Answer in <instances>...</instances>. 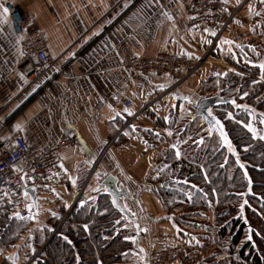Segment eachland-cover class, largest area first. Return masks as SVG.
Here are the masks:
<instances>
[{
    "label": "crops",
    "instance_id": "1",
    "mask_svg": "<svg viewBox=\"0 0 264 264\" xmlns=\"http://www.w3.org/2000/svg\"><path fill=\"white\" fill-rule=\"evenodd\" d=\"M193 1L17 0L26 21L43 31L54 61L36 79L19 71L21 38L0 8V108L20 125L29 150L45 152L62 136L72 142L59 159L67 173L65 209L83 187L87 200L100 194L101 179L108 175L127 189L129 197L123 203L137 222L126 225L132 230L133 246L120 264H148L152 236L178 231L151 183L167 142L151 144L145 135L157 138L170 132L188 105L213 95L205 88L206 81L236 72L226 58L262 64L256 61V47L264 49V0L223 3L222 19L231 13L233 18L212 50V32L186 26V11ZM167 51L201 61L189 76L181 72L183 80L170 93L164 94L171 79L126 67L134 56L153 58ZM125 98L131 101L129 111L114 106ZM207 215L201 221L211 225ZM189 229L198 237L194 241L209 247L207 253L216 260L226 256L215 243L212 227L198 224ZM196 256L202 257V252L188 251L181 264H205Z\"/></svg>",
    "mask_w": 264,
    "mask_h": 264
},
{
    "label": "trees",
    "instance_id": "2",
    "mask_svg": "<svg viewBox=\"0 0 264 264\" xmlns=\"http://www.w3.org/2000/svg\"><path fill=\"white\" fill-rule=\"evenodd\" d=\"M226 61L238 72L231 71L220 78L219 91L225 98L234 97L245 108L235 110L226 105L214 113L225 126L234 156L227 154L216 134L206 137L207 130L199 118L188 116L187 142L179 147V156L169 148L161 151L156 176L151 180L152 190L168 216L185 213L198 221L206 220L210 214L212 224L205 226L213 228L215 243L226 254L219 260L213 255L212 263L264 264V130L258 132L250 127L254 111L246 107L254 103L252 107L261 109L264 115V69L242 65L241 59ZM260 96V102H253ZM201 137L203 142L199 144ZM170 180L174 182L164 186ZM38 209L37 219L33 216L27 221L16 217L0 220V246L4 249L13 246L21 233L31 236L30 248L35 250L23 264L40 249L29 264H120L133 246L132 230L126 226L130 222L122 219L111 207L108 196L101 193L82 207H74L66 218L64 207ZM42 213L48 216L42 227H37L43 221ZM29 222L33 224L28 227ZM174 223L179 236L195 240ZM189 228L186 227L188 231ZM248 228L253 229L251 240Z\"/></svg>",
    "mask_w": 264,
    "mask_h": 264
},
{
    "label": "built area",
    "instance_id": "3",
    "mask_svg": "<svg viewBox=\"0 0 264 264\" xmlns=\"http://www.w3.org/2000/svg\"><path fill=\"white\" fill-rule=\"evenodd\" d=\"M1 2L8 9L7 16L14 34L21 38L23 55L19 71L29 79H36L54 64L45 35L38 26L26 21L17 7V0ZM223 13L225 10L222 0H195L186 11V26L191 31H198L203 27L215 32L210 45L212 50L233 18L231 13L223 20ZM200 63V60L191 61L167 51L153 58L134 56L126 67L133 73H152L171 79L172 85L164 92L167 94L183 80L180 76L182 71H186L189 76L190 71ZM114 104L117 108L128 109L131 101L119 99ZM149 107L150 103H147L145 108ZM195 112L196 105L187 106L188 116ZM16 125L14 118L5 117L4 110L0 108V220L16 217L20 221H27L33 217V208L29 197L24 196L26 187L35 188V196L42 210L63 207L62 191L66 186L67 173L59 167V159L61 151L71 146L72 142L68 136H62L54 147L45 152L29 150ZM84 191L83 187L69 209H65V218L81 201L87 200ZM151 244L148 264H179L188 251L200 253L204 250L203 245L192 239H183L177 233L155 234L151 238ZM36 256L37 254L34 258Z\"/></svg>",
    "mask_w": 264,
    "mask_h": 264
},
{
    "label": "rangeland",
    "instance_id": "4",
    "mask_svg": "<svg viewBox=\"0 0 264 264\" xmlns=\"http://www.w3.org/2000/svg\"><path fill=\"white\" fill-rule=\"evenodd\" d=\"M263 50H264L263 48L260 49L258 46L256 47V61H260V64L262 63V60L264 58V51ZM246 62L248 63V61L245 60V62H243L241 64L247 65V66L248 65L254 66L251 63L247 64ZM237 70H238L237 68L233 69V71L238 72ZM240 74H242V73H240ZM219 80H220V78H218V80L216 78V79H210L209 81H206L207 83H205V88L207 89V91L209 93L210 92L216 93L219 91V89L222 87ZM258 80H261V79L258 78ZM261 100H262V97L260 96L256 99V101H253V102H260ZM253 104L250 103L246 106L249 110L251 109L252 111H254L253 117L251 119H249L250 120V127L255 129L256 131L259 130L258 132H260L261 130L262 131L264 130V124H263L264 115H263V111L261 109L253 108L252 107ZM186 109H187V107L185 108L183 113L179 115L180 117H178V119H179L178 124L175 127L170 126L171 127L170 132L159 133L156 136L157 138H152L150 135L151 133L146 134L145 136L147 138V141H149L151 144H154L158 141L166 140V142H167L166 148L167 149L169 148V150L174 151L173 153L175 155L177 153V151H179V147L181 145L183 146L187 142V139L185 138V133H186V135H188V133L185 131L186 130L185 129L186 122L188 121L187 120L188 114L186 113ZM173 145H175V147H173ZM42 216L43 217L41 218V220H43V221H41V222L39 221L40 223L37 225V227H39V226L42 227L43 222L47 218L48 215L46 213H42ZM169 216L173 219L174 222H176L175 220H178L179 223H177V226L183 230V232H184L183 234H185V235L187 234L190 238L194 237V238L198 239L197 235L194 236V234H192L193 231L192 230L188 231L186 229V227L194 228V227H197L198 224L205 226V224L207 223V222L201 221L204 218H202L201 220L200 219L198 220L201 223L195 221L196 219H194L193 215H191V214L178 213L174 216L173 215H169ZM13 219H16V218H13ZM31 224H33V223L29 222L27 226L29 227ZM207 224H209V223H207ZM55 233H56V231H55ZM195 234H197L196 231H195ZM19 236H20V239L15 243L16 245L14 244L13 246H10L8 250L4 249L5 247L0 246V263L2 261H7L9 264H23L24 260L28 256V254L35 250V249H33L31 251V248H30L31 236L30 235H26V232H24V233H21ZM28 239H29V241H28ZM40 250L38 252H36V254H39ZM202 255H203L202 257L196 256V257H194V259L197 262H199L202 259V262L204 261L205 264H214V262L212 263V260L210 259L212 257L211 254H208L206 250H204V252H202ZM34 256L32 258H34ZM184 264H186V263H184Z\"/></svg>",
    "mask_w": 264,
    "mask_h": 264
},
{
    "label": "water",
    "instance_id": "5",
    "mask_svg": "<svg viewBox=\"0 0 264 264\" xmlns=\"http://www.w3.org/2000/svg\"><path fill=\"white\" fill-rule=\"evenodd\" d=\"M233 101L235 103H233ZM229 105L235 110L242 109V104H237L234 97H223L221 92H216L213 96L202 98L197 103V110L193 115V118L200 119V125L204 126L207 130L206 137H212L213 135H217L220 141L223 143L224 148L226 149L227 154L234 156L233 150H229V143L232 147V142L229 138V135L225 129V126L222 120L215 115L214 110L221 107ZM219 121V123H217ZM223 133V135H222ZM225 137L227 138V142L225 141ZM203 142V138L198 139V143L201 144ZM233 149V147H232ZM174 182V180H170L164 183V186H167L169 183ZM100 186L103 188L101 194L108 196L111 207L119 213L122 219L135 224L137 222L136 218L132 215V213L125 207L123 200L128 199L129 194L127 189L119 184L117 179L108 175L101 179ZM107 189V190H105ZM28 191L29 201L32 204L33 214L35 218H38L39 209L37 204V199L35 196V188L34 187H26L24 189ZM25 196V195H24ZM26 197V196H25ZM113 197L116 199V203L113 204ZM83 204H79V207H82ZM252 228H248V236L251 237ZM251 240V239H250Z\"/></svg>",
    "mask_w": 264,
    "mask_h": 264
},
{
    "label": "snow or ice",
    "instance_id": "6",
    "mask_svg": "<svg viewBox=\"0 0 264 264\" xmlns=\"http://www.w3.org/2000/svg\"><path fill=\"white\" fill-rule=\"evenodd\" d=\"M223 3H227V0H223ZM0 8H3V12H4L5 14L8 12V9H7L6 7H3V5H0ZM250 8H251V6H250ZM224 10H226V9H224ZM169 18H171V17H169ZM205 31H208V29H205ZM211 35L215 36L216 33H215V32H212ZM207 42H208V43H211V41H207ZM21 55H23V52H21ZM260 67H261L262 69H264V64H261ZM160 87L163 88L164 85H160ZM184 99H187V97H184ZM233 103H235V102L233 101ZM125 111H129V110H128V109H125ZM129 114H131V113L129 112ZM217 123H219V121H217ZM16 127L19 128L20 125L17 124ZM250 130H252V129L250 128ZM253 131H254V130H253ZM222 135H223V133H222ZM261 139H264V137H261ZM225 141L227 142V138H226V137H225ZM173 147H175V145H173ZM229 150H230V151L233 150L232 147H231V144H230V143H229ZM176 155H177V156L180 155L179 151H177ZM241 167H243V165H241ZM98 175H99V174H98ZM74 183H75V181H73V184H74ZM105 190H107V189H105ZM24 195H25L26 197L28 196V191H27V190H25ZM112 202H113V204L116 203V199H115V197H113V201H112ZM83 203H84V202L81 201V204H83ZM125 207H126V206H125ZM17 215H18V214H17ZM85 228H87V225H85ZM65 239H67V237H65ZM249 239H251V237H249ZM69 243H71V242L69 241Z\"/></svg>",
    "mask_w": 264,
    "mask_h": 264
}]
</instances>
